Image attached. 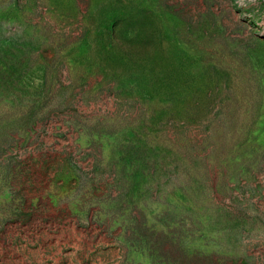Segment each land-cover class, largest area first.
I'll list each match as a JSON object with an SVG mask.
<instances>
[{"label": "rangeland", "instance_id": "obj_1", "mask_svg": "<svg viewBox=\"0 0 264 264\" xmlns=\"http://www.w3.org/2000/svg\"><path fill=\"white\" fill-rule=\"evenodd\" d=\"M0 264H264V0H0Z\"/></svg>", "mask_w": 264, "mask_h": 264}]
</instances>
